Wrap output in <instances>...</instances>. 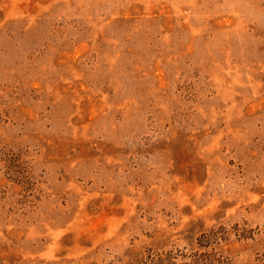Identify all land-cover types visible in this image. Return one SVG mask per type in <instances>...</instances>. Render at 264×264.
Here are the masks:
<instances>
[{"label": "rangeland", "instance_id": "374dc122", "mask_svg": "<svg viewBox=\"0 0 264 264\" xmlns=\"http://www.w3.org/2000/svg\"><path fill=\"white\" fill-rule=\"evenodd\" d=\"M149 248L260 264L264 0H0V264Z\"/></svg>", "mask_w": 264, "mask_h": 264}, {"label": "trees", "instance_id": "16d2710c", "mask_svg": "<svg viewBox=\"0 0 264 264\" xmlns=\"http://www.w3.org/2000/svg\"><path fill=\"white\" fill-rule=\"evenodd\" d=\"M226 232L227 229L222 225L202 232L199 238V245L207 248L219 238H224ZM179 257H182L183 260L178 261ZM259 259L260 264H264V252ZM225 261L222 254H219L214 248L211 251L196 249L189 253L181 252V250L177 252L173 250L156 251L149 248L142 258L137 259L139 264H225Z\"/></svg>", "mask_w": 264, "mask_h": 264}]
</instances>
